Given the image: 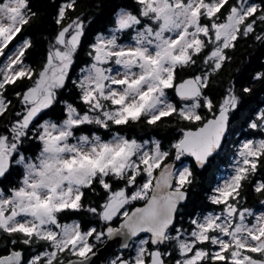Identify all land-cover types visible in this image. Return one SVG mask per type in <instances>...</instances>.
<instances>
[{
	"label": "snow or ice",
	"instance_id": "snow-or-ice-1",
	"mask_svg": "<svg viewBox=\"0 0 264 264\" xmlns=\"http://www.w3.org/2000/svg\"><path fill=\"white\" fill-rule=\"evenodd\" d=\"M77 5H59L58 30L37 70L25 59L32 40L13 44L37 16L31 0H0V120L6 121L0 130V243L7 252L0 264H90L97 245L107 241L128 251L111 264H264V212L242 204L247 184L264 196V107L245 120L262 138L238 142L231 173L208 196L220 211L192 214L187 227L181 223L196 180L182 158L205 168L223 150L244 97L253 93L230 83L217 101L207 90L241 38L264 43V0H131L114 11L107 33L88 45L90 63L72 79L90 23L73 15ZM198 59L199 73L177 83L178 70L196 67ZM25 80L31 83L16 92L20 108L9 119L7 90ZM253 80L264 82V71ZM69 81L83 110L59 100ZM58 102L63 119H45ZM168 118L196 127L180 129L167 150L159 140L119 132L107 140L77 135L88 125L158 126ZM14 174L20 179L7 187ZM97 188L101 202L84 203L85 190L99 195ZM69 211L87 212L100 227L61 223ZM41 242L44 250L27 261L15 248Z\"/></svg>",
	"mask_w": 264,
	"mask_h": 264
},
{
	"label": "trees",
	"instance_id": "trees-1",
	"mask_svg": "<svg viewBox=\"0 0 264 264\" xmlns=\"http://www.w3.org/2000/svg\"><path fill=\"white\" fill-rule=\"evenodd\" d=\"M64 0H31V8L37 13L35 19L27 26L20 35L13 41V44L19 45L25 38H30L33 47L26 53V63L32 65L37 70L42 66L49 48V42L53 39L58 30L55 23L58 7ZM259 2V0H256ZM131 6V0H78L77 11L73 15L83 14L87 24L86 37L82 43L81 49L77 54V61L70 73L72 79H77L80 74V69L87 63H90V58L87 56L89 51L88 45L94 42V38L98 33H107V30L112 26L114 11L118 7ZM259 34V28H257ZM126 39V38H125ZM12 46L10 45V48ZM7 51V50H6ZM228 55L231 57L230 62L212 77L210 87L207 94L212 96L215 100H219L224 90L230 83H235L237 89L241 86L252 87L253 93L244 97V109L240 117L232 123V134L227 138L225 146L219 155L210 160V163L203 169L196 167L195 161L191 157L182 158L183 165L189 166L195 173L196 180L189 188V198L182 205L181 212L183 219L181 223L184 227L188 226L187 218L192 214L207 213L209 211H220L219 206L212 205L208 196L212 189L221 183L231 173V165L234 159V153L238 146V142L246 138H262V134L251 129H248L245 120L258 108L264 107V82L253 80L257 72L264 71V43L256 40L254 37L241 38L234 50H228ZM4 61L0 57V63ZM202 64L198 59L197 66L190 69L178 70L177 83L187 76L199 73ZM30 81L25 80L17 86H10L7 90V98L12 101V108L9 110V119L11 113L20 108L19 100L16 97V92L26 89ZM170 99L179 104V98L175 95L174 90H168ZM60 101H68L84 109V106L79 101L78 90L69 81L66 89L59 93ZM63 103L58 102L53 109L48 111L45 119L61 120L64 117ZM6 123L0 120V130ZM196 125L188 124L183 121H176L168 118L162 121L158 126H149L143 122L131 124L129 126H115L110 130L98 128L95 125L84 126L77 132L81 133L99 134L103 139L111 138V134L119 132L121 135L134 137L138 140H159L165 150H167L172 143L181 137L180 129L195 128ZM33 151H38V148H33ZM31 154V153H30ZM180 166V162H177ZM260 176L264 177V170H261ZM20 179L19 175L14 174L9 178L7 187L15 186ZM4 186V185H0ZM97 194H93L85 190L84 203H98L101 202L103 193L97 188ZM244 200L242 204L251 208L258 214L259 211L264 210V196L256 193L251 184H247L243 189ZM61 223H71L78 221L84 229L95 226L100 227L99 222L87 212H65L60 215ZM98 244L96 249L103 246ZM8 247H12L9 245ZM46 245L44 243H37L32 246H25L18 244L15 246L17 250L24 253L25 261H27L36 252L43 251ZM125 255L128 254L127 250ZM0 254H7L4 243H0Z\"/></svg>",
	"mask_w": 264,
	"mask_h": 264
},
{
	"label": "water",
	"instance_id": "water-1",
	"mask_svg": "<svg viewBox=\"0 0 264 264\" xmlns=\"http://www.w3.org/2000/svg\"><path fill=\"white\" fill-rule=\"evenodd\" d=\"M190 77L191 76H187L183 80L188 79ZM181 81H179V82H181ZM192 129H194V128H192ZM119 249H121V247H120V244L117 241H107V242H105L103 246H101L97 250H95L96 251V255L94 257H92V259L90 261V264H111V259H112L113 255Z\"/></svg>",
	"mask_w": 264,
	"mask_h": 264
},
{
	"label": "rangeland",
	"instance_id": "rangeland-1",
	"mask_svg": "<svg viewBox=\"0 0 264 264\" xmlns=\"http://www.w3.org/2000/svg\"><path fill=\"white\" fill-rule=\"evenodd\" d=\"M21 43H22V42H21ZM18 46H19V45H18ZM18 46H17V47H18ZM13 51H15V49H13ZM109 139H110V138H109ZM261 212H264V210L259 211L258 214L261 213ZM71 223H72V222H71ZM119 254H120V251L118 250V251L113 255V257H112L111 260L115 259V257H116L117 255H119Z\"/></svg>",
	"mask_w": 264,
	"mask_h": 264
}]
</instances>
